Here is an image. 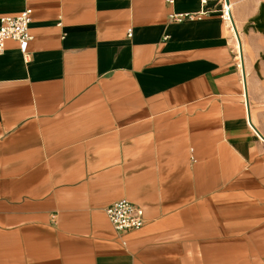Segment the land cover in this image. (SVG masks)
<instances>
[{
	"label": "crops",
	"instance_id": "0c3cea01",
	"mask_svg": "<svg viewBox=\"0 0 264 264\" xmlns=\"http://www.w3.org/2000/svg\"><path fill=\"white\" fill-rule=\"evenodd\" d=\"M229 1L247 94L215 0H0V264H264V0Z\"/></svg>",
	"mask_w": 264,
	"mask_h": 264
},
{
	"label": "built area",
	"instance_id": "2783aa9c",
	"mask_svg": "<svg viewBox=\"0 0 264 264\" xmlns=\"http://www.w3.org/2000/svg\"><path fill=\"white\" fill-rule=\"evenodd\" d=\"M168 4H173L174 0H165ZM220 4L221 18L226 23V0H215ZM206 3L207 0H201ZM31 9H26L16 16H3L0 17V54L4 51V44L7 40L17 41L22 51H25L32 36L29 32V23ZM203 14V13H202ZM199 14L180 13L171 14L170 18L175 21H182L184 19H194L199 17ZM128 35H131L130 30ZM237 67L240 68L237 63ZM242 76V75H241ZM243 80V76H242ZM104 212L110 221L112 227L117 231L139 229L144 223L145 218L143 209L136 204L128 201L127 199H120L114 201L105 207Z\"/></svg>",
	"mask_w": 264,
	"mask_h": 264
},
{
	"label": "bare ground",
	"instance_id": "6f19581e",
	"mask_svg": "<svg viewBox=\"0 0 264 264\" xmlns=\"http://www.w3.org/2000/svg\"><path fill=\"white\" fill-rule=\"evenodd\" d=\"M224 5H225L226 14H227L226 23L229 26L231 33L233 35L234 45L237 48V59H239L238 64H240V59H241L240 39H239V36H238L236 29H235L236 26L233 25V20H232V15H231L232 2L229 1V3H224ZM241 62H242V60H241ZM242 65L243 64L239 65V66H241V70H242Z\"/></svg>",
	"mask_w": 264,
	"mask_h": 264
},
{
	"label": "water",
	"instance_id": "95a60500",
	"mask_svg": "<svg viewBox=\"0 0 264 264\" xmlns=\"http://www.w3.org/2000/svg\"><path fill=\"white\" fill-rule=\"evenodd\" d=\"M226 3H229V0H226ZM233 25L235 26L234 21H233ZM235 29H236V27H235ZM236 32H237V34H238L237 29H236ZM240 51H241V60H242V64L244 65V62H243V50H242V43H241V40H240ZM242 76H243V82H244V90H245V93L247 94V92H246V89H247V87H246V75H245L244 66H243V68H242ZM248 115H249V107H248ZM248 121H249L250 124H251L250 116H248ZM251 125L253 126V124H251ZM253 127H254L255 131L258 133V135L262 138V140H264V135H262V134L260 133V131H259L257 128H255V126H253Z\"/></svg>",
	"mask_w": 264,
	"mask_h": 264
},
{
	"label": "rangeland",
	"instance_id": "374dc122",
	"mask_svg": "<svg viewBox=\"0 0 264 264\" xmlns=\"http://www.w3.org/2000/svg\"><path fill=\"white\" fill-rule=\"evenodd\" d=\"M231 2V1H230ZM243 36V35H242ZM242 39H243V37H242ZM243 50V49H242ZM246 50V48L244 47V52H246L245 51ZM245 54V53H244ZM240 64H242V62H241V59H240ZM239 64V65H240ZM236 67H237V59H236ZM237 69H239L238 67H237ZM240 69H241V66H240ZM247 72V71H246ZM259 83V85H257V87H259L260 89H264V76H262L258 81H257V84Z\"/></svg>",
	"mask_w": 264,
	"mask_h": 264
}]
</instances>
